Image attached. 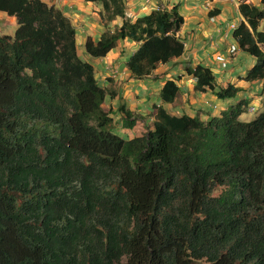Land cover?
Masks as SVG:
<instances>
[{"label": "trees", "instance_id": "trees-1", "mask_svg": "<svg viewBox=\"0 0 264 264\" xmlns=\"http://www.w3.org/2000/svg\"><path fill=\"white\" fill-rule=\"evenodd\" d=\"M84 1L101 5L103 22L123 19L87 38L88 56L136 42L126 67L143 80L185 54L178 6L132 21L124 0ZM260 4L240 5L233 37L256 61L242 80L264 91ZM0 12L18 25L0 36V264H264V113L241 121L248 99L208 121L160 106L153 129L124 139L71 20L43 0H0ZM186 74L220 100L242 92L218 89L203 65ZM177 81L163 103L177 99ZM122 111L132 130L137 115Z\"/></svg>", "mask_w": 264, "mask_h": 264}, {"label": "crops", "instance_id": "crops-1", "mask_svg": "<svg viewBox=\"0 0 264 264\" xmlns=\"http://www.w3.org/2000/svg\"><path fill=\"white\" fill-rule=\"evenodd\" d=\"M48 5L56 6L71 20L76 30V42L80 58L92 64L96 79L103 78V87L108 97L103 105L111 117L121 120L118 135L130 140L142 136L139 127L144 130L153 129L156 107L163 106L171 115L181 117L200 116L203 121L220 117L223 111L235 106L240 100H251L264 94L262 83H248L242 80L254 66L255 59L240 50L233 37L232 26H239L243 17L239 12L242 3L261 7V0H124L126 18L132 21L147 16L153 11L179 7L185 23L178 36L184 41L185 54L173 59L165 65H159L152 76L143 80L134 79L126 64L138 50L140 44L131 40L120 41L117 47L105 58L91 63L85 52L87 38L98 41L107 31L114 32L123 25V19L103 22L100 13L101 5L86 3L84 0H43ZM60 1V2H59ZM63 12V11H62ZM3 16V15H2ZM76 16V17H75ZM231 46L237 47L234 57L229 56ZM116 51L114 54L113 52ZM113 54V56H111ZM219 58L229 64L221 68ZM197 65L209 67L216 76L218 89L232 84L242 88L235 99L220 100L211 91L200 93L195 90L196 80L186 74V68ZM178 79L179 95L174 103L165 104L161 100L160 91L168 80ZM109 88V89H108ZM137 115L135 127H124L125 115L122 108ZM139 130V131H138ZM134 135H130L136 132Z\"/></svg>", "mask_w": 264, "mask_h": 264}, {"label": "rangeland", "instance_id": "rangeland-1", "mask_svg": "<svg viewBox=\"0 0 264 264\" xmlns=\"http://www.w3.org/2000/svg\"><path fill=\"white\" fill-rule=\"evenodd\" d=\"M101 10H102V7H101ZM62 11L64 13L65 10L63 9ZM64 15L67 16L66 14H64ZM17 28H18L17 21H16V19L14 17H10L4 12H0V36H4V35L14 36ZM261 30H264V22L262 23ZM115 52L116 51H114L113 54ZM113 54H111V56H113ZM89 60H90L91 63H95L96 64L99 59L89 56ZM98 79H99L98 80L99 85L103 86L104 82H105L103 80V78L98 77ZM262 113H264V94H263V92L259 96L253 97L250 100V105H249V107L247 109V112H245V113H243L241 115L240 120L243 121V122H251L254 119H256ZM120 124H121V120H116L115 121V124H114L115 133H117V131L120 132V130H119L120 129V127H119ZM141 127H139V130L141 131V133H143L142 134V136H143L145 134V132L143 131V129ZM143 128H144V130H146V132L148 131L146 129V127H143ZM135 133H137V131L132 133V134H130V135H134Z\"/></svg>", "mask_w": 264, "mask_h": 264}, {"label": "built area", "instance_id": "built-area-1", "mask_svg": "<svg viewBox=\"0 0 264 264\" xmlns=\"http://www.w3.org/2000/svg\"><path fill=\"white\" fill-rule=\"evenodd\" d=\"M232 29H237V26H232ZM237 47L231 46L230 49L228 50L229 56L234 57L237 54ZM218 61L220 62L221 68L226 69L228 67V62L224 58H219Z\"/></svg>", "mask_w": 264, "mask_h": 264}]
</instances>
